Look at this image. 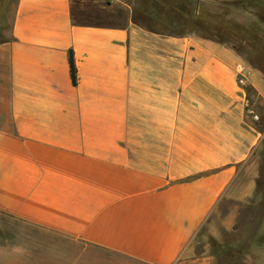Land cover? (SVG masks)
<instances>
[{
	"label": "crops",
	"instance_id": "0c3cea01",
	"mask_svg": "<svg viewBox=\"0 0 264 264\" xmlns=\"http://www.w3.org/2000/svg\"><path fill=\"white\" fill-rule=\"evenodd\" d=\"M242 62L150 31L122 0H17L0 41V264H215L194 238L232 190H264V75L244 65L240 86Z\"/></svg>",
	"mask_w": 264,
	"mask_h": 264
},
{
	"label": "rangeland",
	"instance_id": "374dc122",
	"mask_svg": "<svg viewBox=\"0 0 264 264\" xmlns=\"http://www.w3.org/2000/svg\"><path fill=\"white\" fill-rule=\"evenodd\" d=\"M111 2L113 0H106ZM130 4L136 23L147 27V5L144 0H122ZM234 0H198V4L204 6L211 13H216L232 20L242 26H249L254 21V17L240 9L238 5H229ZM12 1L5 12L4 17H0V41L8 39L12 15L15 6ZM147 6L146 8L143 7ZM183 26V25H182ZM187 27V28H186ZM183 28L186 34L196 33L203 37L224 40L223 44L228 45L241 57L242 64L250 66L253 56L252 50L237 39L236 36L225 32H206L204 30H194L188 26ZM264 34V33H262ZM180 35V34H179ZM264 42V35H262ZM256 69V68H254ZM252 168H264V147L258 156L251 158ZM252 175H246V181ZM241 199V200H240ZM194 255L205 253L211 254L214 259H219V264H262L264 255V190L254 191L249 199L243 200L240 190H232L229 197H226L204 224L192 243ZM216 264V260H215Z\"/></svg>",
	"mask_w": 264,
	"mask_h": 264
},
{
	"label": "trees",
	"instance_id": "16d2710c",
	"mask_svg": "<svg viewBox=\"0 0 264 264\" xmlns=\"http://www.w3.org/2000/svg\"><path fill=\"white\" fill-rule=\"evenodd\" d=\"M14 0H0V17H4L7 6ZM17 0H15L16 3ZM147 9V27L150 31L164 35H184L186 26L206 32H225L233 34L252 50L251 64L264 75V0H234L229 5H238L250 13L254 21L242 26L221 15L211 13L198 0H144ZM183 25V26H182ZM187 28V27H186ZM1 41H4L2 39ZM224 43V40H218ZM69 65L72 83L76 84V69L72 52H69ZM216 264L219 259L215 257Z\"/></svg>",
	"mask_w": 264,
	"mask_h": 264
},
{
	"label": "built area",
	"instance_id": "2783aa9c",
	"mask_svg": "<svg viewBox=\"0 0 264 264\" xmlns=\"http://www.w3.org/2000/svg\"><path fill=\"white\" fill-rule=\"evenodd\" d=\"M234 72L236 75L237 83L240 86H244L245 82H246V75H247V70H246V67L244 66V64H242V63L237 64L234 67ZM245 104H246V108H248L249 105H248L247 101H245ZM250 114H251V112H250ZM253 118H254V120H257V117L254 116Z\"/></svg>",
	"mask_w": 264,
	"mask_h": 264
}]
</instances>
